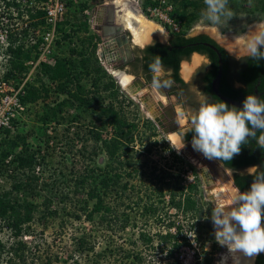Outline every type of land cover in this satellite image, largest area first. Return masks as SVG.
I'll list each match as a JSON object with an SVG mask.
<instances>
[{
  "label": "rangeland",
  "instance_id": "374dc122",
  "mask_svg": "<svg viewBox=\"0 0 264 264\" xmlns=\"http://www.w3.org/2000/svg\"><path fill=\"white\" fill-rule=\"evenodd\" d=\"M170 1L174 5L172 16L182 22L181 31L172 32L147 11L149 0H140L142 14L159 25L164 35L154 34L146 43H136L134 35L141 33L142 29L139 23H135V31L131 30L135 44L168 43L173 34L180 33L188 37L207 34L232 56L241 57L247 55L245 45L251 30L264 26V18L258 11L260 0H228L235 16L228 22L222 20L220 25H212L203 19L207 7L204 0ZM108 2L0 0V131L2 126L11 127L12 136H27V144L32 151L42 147L41 156L45 161L33 172L42 177L44 196L54 197L50 209L44 203L47 202L45 197L36 200L40 207L21 238H16L9 229L0 232V240L5 247V250H0V264H6L9 248L19 241L25 244L24 249L12 256L11 264H134L137 262L136 255L142 258L139 264H176L178 261L184 264H219L223 255V264L244 262H237L227 253L226 247L216 242L211 220L213 202L207 195L208 190L219 186L226 188L224 200L228 204L237 190L233 185L232 172L226 170L229 178L223 179L211 167L205 171L202 153L186 147L180 133L166 131L147 116L137 98L123 88L100 58L104 25L98 24L97 17L101 7ZM58 4H63L64 9L57 13L56 20L51 21L48 11L55 10ZM39 9L46 12L45 23L35 26L34 22L42 19L35 17ZM123 9H117L120 18L126 13ZM194 15L197 19L190 22ZM66 35L68 38H64ZM10 46L13 50L22 47L24 53L32 50L30 59H19L11 52ZM57 60L68 61L75 81L70 83L68 90L79 94L78 86H82L85 96L93 102L91 107L80 105L67 92L57 91V84L49 79L44 70V64L54 66ZM82 60L88 63V67L82 65ZM23 61L24 68L16 69L14 62L19 64ZM10 73L12 75L8 77ZM128 77L133 80L132 76ZM26 84L46 88L48 92L42 90L43 96L37 102L20 105L18 96ZM106 85L110 87L107 89ZM152 91L165 102L157 89ZM63 102H67L63 111L52 115V111ZM173 102L181 131L184 132L189 121L187 112L179 101ZM100 104L119 110L127 120L125 132L130 129L133 132L134 140L128 144L129 152H124L122 156L123 159L128 157L131 162L127 167L131 176L127 175L125 179L136 189L129 192L126 203L118 211L122 218L129 219V225L122 231L99 225V215L95 216L94 222L88 221L84 213L81 219H77L74 211L69 209L77 200L85 198L80 180L87 169L95 164L105 168L108 164L103 142L117 137L108 120L99 118ZM98 130L102 136L96 138ZM2 138L4 136L0 133V156L1 151L8 147L1 144ZM46 138L51 141L49 146L44 143ZM21 148L11 149L12 157L21 152ZM174 153L181 159L177 160ZM17 175L25 178L27 171H20ZM10 180L8 177L0 178V185L10 187ZM177 181L186 186L188 195L191 192L188 186H197L191 192L196 203L194 210L173 208L169 204L168 187H165V200L155 192L159 184L166 182L174 185ZM152 204L158 209L156 214L145 211V207ZM56 210L57 215L51 214ZM141 232L149 234L152 242L140 239ZM170 232L180 238L178 244L182 243V238H186L188 244L176 248L175 239L162 237ZM84 236L92 242L94 250L80 252L77 242ZM88 246L91 247V243Z\"/></svg>",
  "mask_w": 264,
  "mask_h": 264
},
{
  "label": "trees",
  "instance_id": "16d2710c",
  "mask_svg": "<svg viewBox=\"0 0 264 264\" xmlns=\"http://www.w3.org/2000/svg\"><path fill=\"white\" fill-rule=\"evenodd\" d=\"M184 4H186V1ZM258 11L264 18V0L259 1ZM45 16L46 12L44 10H37L35 17H40L42 19H40L39 22H34V25L44 24ZM196 19L197 17L194 15L189 21L193 22ZM64 38H68V35L64 36ZM10 50L19 59H30L31 57L32 50H27V52L24 53L22 47L13 50L12 46H10ZM194 53L202 54L211 61L209 71H207L203 80L201 79L202 81H200L203 85L202 92L211 97L212 103L223 101L213 90V82L219 71L220 59L222 60V77L219 84V92L222 95L239 102H243L248 95H255L260 99H264V59L257 61L248 56L236 59L207 34L190 37L185 33L173 34L168 43L156 42L148 46L145 49V56L143 58L144 71L145 73L150 71L149 64L153 62L155 56H159L164 67L172 70L175 81L183 84L184 82L180 78L182 62L190 59ZM21 54L25 56L22 57ZM23 63L24 61L19 64L14 62L15 68L23 69ZM82 65L88 67V63H86L85 60H82ZM44 70L45 73L48 74L49 79L57 84L56 89L58 92H67L78 100L82 106L91 107L93 105L92 100L88 99L83 93L82 86H78L79 94H73L68 90L70 83H75L68 66V61L57 60L54 66L44 64ZM11 75L12 73H10L8 77ZM200 81L197 80V82ZM109 87V85H106L107 89ZM42 90L48 92L46 88L40 89L26 84L18 96L20 105L24 106L40 100L43 96ZM177 93H179V91H177ZM194 96L195 95L189 96V104L191 105H197L196 102H193L195 100ZM66 104L67 102L60 104L59 108L52 111V115H58L60 111H63V107ZM227 104L229 107L233 106L229 103ZM99 108V118H106L108 120V125L113 127L117 137L112 141L103 142V147L108 157V164L105 168L95 164L91 169H87L80 180L82 188H84L85 198L83 197L77 200L74 206H71L69 209L74 211L73 215H75L77 219H81L82 213H84L88 221L94 222L95 216L99 215L101 217L98 223L99 225H103L107 227V229L122 231L129 225V219L122 218L121 215L118 214V211L120 210V206L126 203L125 199L130 195L129 192L136 189L135 186L130 184V181L125 179L127 175L131 176V174L127 172L131 162L128 157L123 159L122 156L124 152L127 154L129 152L130 146H128V144L132 143L134 140L133 132L131 129L125 132L124 128L127 125V120L119 110L115 109L113 106L105 107L103 104H100ZM45 118L48 119L49 116H45ZM103 124L105 126L106 122L103 121ZM11 132V127H1L0 133L4 136V138L1 139V144L8 147L1 151L0 178H10L11 184L10 187L0 185V232L4 229H9L12 235L16 238H21L25 234L26 227H30L29 225L34 221L35 213L40 207L39 204L36 203V200L45 197L43 194L45 189L41 184L42 177L33 172L44 163L45 158L41 156L42 147L32 151L27 144V136H12ZM259 134V131H257V136ZM193 135L194 133L190 129L185 135L187 141L191 142ZM101 136L98 130L95 133V137L99 138ZM44 143L49 146L51 141L46 138ZM18 147H22L21 152L13 154L14 156L12 157L11 149H16ZM174 157L177 160L181 159L180 156L175 153ZM219 161L225 168L234 171L236 186L242 192L248 191L254 179L253 175L257 171H264V148L259 147L256 140L249 137L248 143L241 146L240 154L235 155L230 161ZM253 166L256 167L253 173L245 172V169ZM20 171H27L25 178L17 175ZM29 171L31 172L30 174ZM168 176L172 177V174L168 173ZM165 177L163 179H165ZM163 183L156 186L157 191L155 190L156 193H159L160 199L165 200V187H168L167 191L170 195L169 204L172 205L173 208L186 211L195 209L196 203L191 193L197 188L195 184H190L188 186L191 191L188 195L185 192L186 186L182 185L181 182L177 181L174 185H172V183ZM45 198L47 202L45 201L44 203L47 204L48 209H50L54 197L46 196ZM145 211L156 214L158 209L152 204L149 207H145ZM51 214L57 215L58 211H53ZM172 225L173 223L170 224V227ZM162 237L168 240L175 239L176 248H179L180 245L188 244L186 238H182V243L178 244L180 238L177 237V235H172L171 232ZM140 239L152 242V237L145 232H141ZM88 243H91V247L88 246ZM24 246L25 244L22 241L14 243L7 252L9 257L6 264H11L13 262L12 256L22 251ZM77 247L80 252L94 250L92 242H89L85 236L78 239ZM0 250H5L1 240ZM134 257H136L135 259L137 260L134 264H139L142 258H140L139 255ZM176 264L184 263L178 261ZM255 264H264V253L258 255Z\"/></svg>",
  "mask_w": 264,
  "mask_h": 264
},
{
  "label": "clouds",
  "instance_id": "9594fccd",
  "mask_svg": "<svg viewBox=\"0 0 264 264\" xmlns=\"http://www.w3.org/2000/svg\"><path fill=\"white\" fill-rule=\"evenodd\" d=\"M204 3L207 7L203 19L212 25H220L222 20L228 22L235 16L228 0H204ZM251 31L245 45L248 57L264 59V26ZM149 70L153 73L154 89H169L175 84L172 79L162 78L165 69L159 56L149 64ZM242 103V109L229 107L223 101L202 103L189 121L194 133L193 150L210 160L230 161L240 154L249 137L264 148V99L248 95ZM253 177L250 189L244 192L237 189L228 204L217 194L211 212L216 242L226 247L228 254L242 253L250 261L264 253V171H257ZM224 259L225 255L219 264Z\"/></svg>",
  "mask_w": 264,
  "mask_h": 264
},
{
  "label": "flooded vegetation",
  "instance_id": "af4514ba",
  "mask_svg": "<svg viewBox=\"0 0 264 264\" xmlns=\"http://www.w3.org/2000/svg\"><path fill=\"white\" fill-rule=\"evenodd\" d=\"M122 27H124V26L122 25ZM124 29H128V28H124ZM132 36H131L129 31H126L124 36L121 35L120 40H121V42H123V49H124L125 54L122 55L119 62H115V61H117L116 60L117 58H120L119 52L117 53L118 55H116L117 50L115 48L111 49V51L115 54L110 55V57H112L114 59V62L112 65L117 66V67L115 66L116 70H114V71L120 72L125 79L129 78V82L126 85L127 87H124L121 84L120 80L116 77V79L119 81V83L123 86V88L125 90L128 89V87L130 85L133 86L131 83L136 82L138 79H141L146 85H152V80H153V73L151 71H148L145 73V71H144L145 69H144V65H143V58L145 56V49L148 46L155 44L157 41L153 42L152 44L146 45V46H140L138 44H135L134 41H132ZM145 43H143V44H145ZM127 50H130V52H131L130 55L128 54ZM99 52H100L99 53L100 58L103 60V63L106 64V59L104 56L106 53L102 49V44H101ZM199 55H202V54H199ZM202 56H204V55H202ZM108 57H109V55H108ZM204 57L206 59V62H203L199 67L196 68V70L194 71V73H192V76L188 81L183 78L181 71H180V78L184 82L183 84L179 83L178 81H175V79L173 77L172 70L164 67L165 70H164L162 78L163 79H172L175 81V84L169 89L158 90L160 95L162 97H164V99H165V102H164L165 110L162 113V126H160V127L165 129L166 131H172V132L180 133L181 136L180 135L179 136L182 139V141L185 143L186 146L191 144V142L187 141V139L185 137L186 133L191 129V125L189 122L190 119L188 121V126H187L186 130H184V132H182L178 118H177V112L175 111V108H174L173 100L179 101L182 104L183 109L188 110L190 112V115H189L190 117L193 114H195V112L198 110V108L200 107V105L202 103H205V102L212 103L211 97L202 92V86L203 85H202L201 81L205 77V74L207 73V71H209L210 65H211L210 59L206 56H204ZM184 61H187V60H184ZM108 68H109V66H108ZM109 70H110V68H109ZM128 76H132L133 80H131V78ZM197 80H199V81L201 80V81L197 82ZM177 91H179V93H177ZM129 92L131 93L132 97L137 98V101L139 103H141L142 106H143L145 100H147V101L149 100L147 98V94L149 92L146 89L139 90L138 93L132 92L131 90H129ZM152 93H153L152 94L153 102H149V104L152 107H154L155 110H157V107L159 105H158V100H157L156 96L158 97V95L154 91H152ZM193 93H195V94H193ZM192 95H195L194 96L195 100L193 102H196L197 105L189 104V96L191 97ZM143 110H144V107H143ZM189 147L192 148V146H189ZM201 156H202L201 157L202 160H204V164H205L204 167L206 166L207 169H208V167H211L213 172H217L219 174V176H221L223 179L229 178V176L226 174V168L218 159H211L210 160V159L206 158L203 154H201ZM255 170H256V167L253 166V167H249V168L245 169V172L253 173ZM234 175H235V173L233 171V185L236 187V189H239L235 184ZM257 257H256V260H257ZM256 260H255V263H256ZM245 261H247L246 258H245Z\"/></svg>",
  "mask_w": 264,
  "mask_h": 264
},
{
  "label": "bare ground",
  "instance_id": "6f19581e",
  "mask_svg": "<svg viewBox=\"0 0 264 264\" xmlns=\"http://www.w3.org/2000/svg\"><path fill=\"white\" fill-rule=\"evenodd\" d=\"M108 1L109 2L104 7H101V9L99 10L100 15H99V17H97L98 24L101 23L104 26H106V24L108 23L112 26V28H113V26L116 27V26L123 25L124 28H128L131 31L132 29L134 30V24L139 23L141 25L142 32L141 33L136 32L137 34L134 35V40L136 43L137 42H141V43L145 42V41L149 40V37H151L154 34L164 35V31L159 25H157L156 23L147 19L142 14L140 9L138 8L139 9L138 10L136 8L134 0H108ZM119 7H121V8L123 7L124 8L123 10H125V12H126L124 15L121 16V18L117 14L118 13L117 9ZM123 10H122V12H123ZM132 35H133V33H132ZM110 49H113V47H111ZM117 53L118 52H116V55H118ZM114 54L115 53H113V55ZM108 58H109V60H111V64H113L114 59L112 57H110V55ZM109 68H110L111 72L113 73V75L120 80L121 84L124 87H127L126 85L129 82V78L125 79L120 72L114 71V65H110ZM147 96H150V94L148 93ZM156 98H157V100H159V98L157 96H156ZM148 105H149V100L148 101L145 100L143 107H144V111L146 112L147 116H149L154 121H156V123L159 126H162V114L160 113L161 108L158 106L157 110H155L154 107H152V106L150 108H147ZM185 152L188 153L189 151H185ZM189 154H190V152H189ZM206 170L209 171L205 167V171ZM225 189L226 188L219 186L217 189L214 188V189L208 190L207 191L208 192L207 193L208 198L210 199V201L213 202L215 196L218 194L222 198L223 202L225 203V200H224V198H225V191L224 190ZM231 255L237 259V262H242L243 260L245 262V258H242L243 254L240 255V253H232ZM246 259H247V257H246ZM244 262H242V263H244Z\"/></svg>",
  "mask_w": 264,
  "mask_h": 264
},
{
  "label": "water",
  "instance_id": "95a60500",
  "mask_svg": "<svg viewBox=\"0 0 264 264\" xmlns=\"http://www.w3.org/2000/svg\"><path fill=\"white\" fill-rule=\"evenodd\" d=\"M98 14L100 15V11H99ZM126 31H130V30L129 29H124L122 27V25L116 26V27L113 26V28H112V26L107 23L106 26L102 27L103 40H104L103 43H102V49L106 53L104 56H105V59H106L107 66L112 65L111 64V60L108 59V55H113V52L110 49L111 47L115 48L117 50V52H119V54H120L119 55L120 58H117L116 59L117 61H115V62H119V60L121 59L122 55L125 54L124 49H123V42H121L120 39H121V35L124 36ZM131 36H132V34H131ZM170 38H169V40H170ZM225 50L230 54V52L226 48H225ZM127 52L130 55V53H131L130 50H127ZM246 56H248V54L245 55V56H241V57H234V56H232V57H234L236 59H240V58L246 57ZM203 62H206L205 57L202 56V55H199L198 53L193 54L192 57L189 60L184 61L182 63V65H181V74H182L183 78L188 81L191 78L192 73H194L196 68L199 67ZM115 66H114V69L117 67V66L116 67ZM221 77H222V60L220 59L219 71H218V74H217V76H216V78H215V80L213 82V90L223 101H225V102H227V103H229V104H231V105H233V106H235L237 108H241L242 109V107H243V103L242 102L229 99V98L225 97L224 95H222L219 92V84H220V81H221ZM131 84L133 86L130 85L128 87V89L131 90L132 92L138 93V91L142 90V89L143 90L144 89L148 90L150 96H147V98L149 99V102H153V98H152V89H153V87L151 85H146L141 79H138L136 82H132ZM158 105L161 108L160 113L162 114L163 111L165 110V104H164V102L162 100H158ZM150 107H151V105L149 104L147 106V108H150ZM186 112H187V115H188V119H190V116H189L190 112L188 110H186ZM189 146H191V144L187 145L186 147L190 148ZM226 170L232 172V178H233V171L230 170V169H227V168H226ZM256 257H255L254 260L250 261L249 259H247V261H245L244 263H240V264H254L255 260H256Z\"/></svg>",
  "mask_w": 264,
  "mask_h": 264
},
{
  "label": "built area",
  "instance_id": "2783aa9c",
  "mask_svg": "<svg viewBox=\"0 0 264 264\" xmlns=\"http://www.w3.org/2000/svg\"><path fill=\"white\" fill-rule=\"evenodd\" d=\"M135 4L137 7L141 9L140 0L135 1ZM64 5H57L55 10H49L48 14L50 16V20L54 21L56 20V16L58 12L63 11ZM147 11L151 13L152 16L159 19L166 27H168L172 32L175 31L176 33H179L181 21H177L176 18H174L172 15L174 13V5L171 3L170 0H149V5L147 6ZM48 38V37H47Z\"/></svg>",
  "mask_w": 264,
  "mask_h": 264
}]
</instances>
